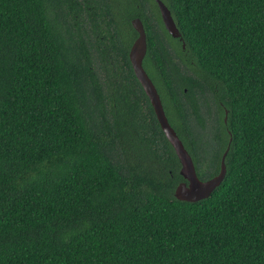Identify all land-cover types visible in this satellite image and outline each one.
Instances as JSON below:
<instances>
[{
    "label": "trees",
    "instance_id": "1",
    "mask_svg": "<svg viewBox=\"0 0 264 264\" xmlns=\"http://www.w3.org/2000/svg\"><path fill=\"white\" fill-rule=\"evenodd\" d=\"M0 0V264H264V0ZM144 68L201 180L133 70Z\"/></svg>",
    "mask_w": 264,
    "mask_h": 264
},
{
    "label": "water",
    "instance_id": "2",
    "mask_svg": "<svg viewBox=\"0 0 264 264\" xmlns=\"http://www.w3.org/2000/svg\"><path fill=\"white\" fill-rule=\"evenodd\" d=\"M156 2L158 3L165 28L172 37L180 38V31L170 9L162 0H156ZM132 26L138 34L129 53L133 70L153 106L163 132L175 149L181 163L180 173L186 180L180 183L176 188L175 197L180 201L192 203L208 199L225 180L227 174L226 157L229 148L224 153L222 158L220 173L209 180H201L197 174L192 156L184 146L183 141L180 139L175 129L171 126L164 110L160 94L144 68V59L148 51L147 32L145 26L140 18L133 19Z\"/></svg>",
    "mask_w": 264,
    "mask_h": 264
}]
</instances>
